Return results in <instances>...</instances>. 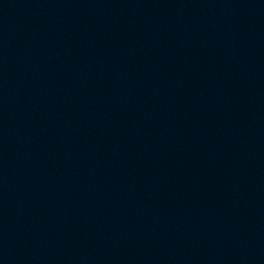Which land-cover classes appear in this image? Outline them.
<instances>
[{"label": "water", "instance_id": "water-1", "mask_svg": "<svg viewBox=\"0 0 264 264\" xmlns=\"http://www.w3.org/2000/svg\"><path fill=\"white\" fill-rule=\"evenodd\" d=\"M0 264H264V0H0Z\"/></svg>", "mask_w": 264, "mask_h": 264}]
</instances>
